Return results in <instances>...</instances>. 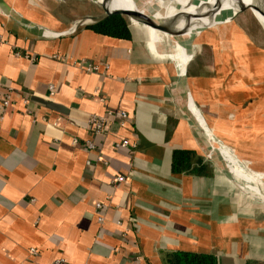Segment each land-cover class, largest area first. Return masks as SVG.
I'll use <instances>...</instances> for the list:
<instances>
[{
  "label": "crops",
  "instance_id": "0c3cea01",
  "mask_svg": "<svg viewBox=\"0 0 264 264\" xmlns=\"http://www.w3.org/2000/svg\"><path fill=\"white\" fill-rule=\"evenodd\" d=\"M0 1L22 18L0 4V102L5 87L14 93L0 117V264H171L175 251L212 254L217 264L264 261V202L201 151L177 102L175 63L146 31L130 27L131 38L119 39L86 26L50 37L38 29L68 24L44 2ZM215 4L195 2L203 16L190 33L233 15L219 4L216 18L204 17ZM215 51L206 60L193 51L184 78L197 113L222 137V121L264 115V49H248L253 57L243 47ZM197 56L214 78L190 77ZM200 80L235 90L234 101L223 93L220 100L237 105L233 114L200 98ZM17 94L28 96L27 105ZM109 111L131 120L94 134L91 115ZM121 138L133 152L114 146ZM118 175L125 181L115 183Z\"/></svg>",
  "mask_w": 264,
  "mask_h": 264
},
{
  "label": "rangeland",
  "instance_id": "374dc122",
  "mask_svg": "<svg viewBox=\"0 0 264 264\" xmlns=\"http://www.w3.org/2000/svg\"><path fill=\"white\" fill-rule=\"evenodd\" d=\"M8 1V0H7ZM164 4H175L177 2V0H163ZM188 0H184L182 1V3L175 9L173 10V13L180 9V8H184L186 2ZM199 2L200 0H195L194 3H192V6L195 5V2ZM20 4L25 5L26 2L25 0H20ZM36 2V0H35ZM238 3L236 2L235 5H237ZM124 7V6H123ZM189 8L185 7L183 13H187L189 12L190 6H188ZM83 12L86 11V8H82V9H73L72 11H69L71 13H67L65 12V16L69 19V20H76L78 19L81 14V11ZM2 13V12H1ZM254 16L259 20V22L263 25L262 20L260 18V16H257L256 12H253ZM183 15V14H182ZM239 21L247 26L249 28V32L251 33V40L249 39L248 42L247 40H244L242 38H239L236 40V47H243L244 49V55H246L245 53H248V49H250L251 47H253L255 50L256 49H264V30L261 28V26L259 24H257L256 20L249 14H243L240 15L239 17ZM40 25V24H39ZM264 27V25H263ZM191 34H195V33H190V31H187L185 33V38L186 40H188L189 36ZM163 43L166 44H171L168 41H164ZM187 43V41H186ZM233 46V47H235ZM188 48L185 47V63L188 62L190 60V58L193 55V51L187 50ZM228 48H221L219 49V51L222 50H226ZM247 52H246V50ZM217 51H215V49H202L200 51H195V53H199L201 57H204L205 60L208 59V56L210 57V55H212L213 53H215ZM250 53V54H249ZM247 55H251V57H253V55H255L256 53L253 51V54L251 52H249ZM195 60L193 62V64L190 67V77L194 78V77H198V76H206L208 79L210 78H214L215 74L214 71H208L206 69V71H204V64L198 60L199 56H197L196 58L194 57ZM254 62L257 63V61L255 60ZM229 63V61H228ZM185 65V64H184ZM183 65V66H184ZM231 64L229 63L228 65L225 64L226 70H227V74H226V78H229L232 75V71H231ZM260 69H262L260 66H258ZM230 71V72H228ZM256 71V70H255ZM184 73V72H183ZM205 77V78H206ZM199 84V85H198ZM198 84H195V90H199L197 92V94L199 93L200 98L203 96L207 101H208V105H210V108H212L213 111H215V108H221L222 111H225V113L227 111V113L229 114H233L234 110L236 109L237 105L234 103L232 104L231 101H234V92L235 90H233L232 88H228L229 86H225L222 88H218L214 85L211 84H207L206 81L200 80V82ZM226 88V90H225ZM228 89L231 92H228ZM225 90V91H224ZM196 92V91H195ZM222 93L224 95L225 98L231 100L229 103H223L221 102V98H222ZM195 107L198 110H201V105L198 104L197 99H195ZM205 102V101H204ZM207 105V106H208ZM236 105V107L234 106ZM212 112V111H211ZM239 111H236V113H238ZM261 111H250L248 112L247 115L243 114L240 115V113L236 116L233 117V120H229L226 119L227 121H222L221 122V135L222 137H220V135L218 136L217 133L215 131L212 130V128L210 126L207 125L206 123V119L204 117H202V121L204 122L206 128L209 130L208 131V137H210L211 141L216 143L217 145H219L220 148H225L228 153L231 155V157L233 159H235L236 161L238 160H242L244 162L242 163V167L249 166V164L253 165L251 167V169H254L256 171V173L262 171L264 172V162L261 161L263 159L264 156V115L263 113H260ZM213 117L215 115L211 114ZM216 117V116H215ZM219 140V141H218ZM225 142V143H224ZM235 143L237 145H235ZM249 147H253L256 148L255 150L252 148V150L250 151ZM243 157H245L244 159H255L256 161L254 162H247L246 160H243ZM240 162V161H239ZM246 162V163H245ZM228 164H230L229 162H227ZM245 168V167H244ZM250 168V167H249ZM261 173V172H260ZM242 188V187H241ZM246 193H248L244 188H242ZM264 192V191H263Z\"/></svg>",
  "mask_w": 264,
  "mask_h": 264
},
{
  "label": "water",
  "instance_id": "95a60500",
  "mask_svg": "<svg viewBox=\"0 0 264 264\" xmlns=\"http://www.w3.org/2000/svg\"><path fill=\"white\" fill-rule=\"evenodd\" d=\"M42 1L49 7V13H56L60 20L67 22L68 28L62 31H52L45 30L44 35L50 37H63L73 34L77 29L81 27H86L94 23H98L104 20H108L112 17L119 16L123 19L128 27H136L146 31L149 36H152V30L157 33L158 38L161 41H168L171 44L173 43V39H176L177 42L183 47H187L190 51H200L202 49H223L229 48L236 45V40L242 38L244 40H251V33L249 32V28L243 25L239 21V16L243 14L251 15L264 30L263 25L259 22V20L252 13L253 10L264 15L263 8L261 7L262 3L264 4V0H254V4L245 5L241 0H236L239 9L238 11L227 17L226 19L215 20L213 24L201 26L196 30L195 34H191L188 40L183 39V41H187V43H183L181 40L182 34L186 31L184 29L178 30L175 29L172 25V19L166 22H155L149 15L140 12L138 9L131 10H110L107 6V3L110 0H103L102 2H98L97 0H36ZM86 8L87 10L82 12L79 15L80 17L76 20H69L64 14L65 12L71 13L73 9H82ZM219 3L215 4L212 7L208 8V11L205 13L204 17H214L216 14L220 13ZM185 15V19L187 23H192L191 21L200 19L202 16L198 13L196 14H187ZM174 15L173 17H176ZM216 18V17H215ZM188 62L183 66V72L185 74L186 66Z\"/></svg>",
  "mask_w": 264,
  "mask_h": 264
},
{
  "label": "bare ground",
  "instance_id": "6f19581e",
  "mask_svg": "<svg viewBox=\"0 0 264 264\" xmlns=\"http://www.w3.org/2000/svg\"><path fill=\"white\" fill-rule=\"evenodd\" d=\"M102 1L103 0H100L98 2H102ZM182 1L184 0H177L175 4L168 5V4H164L163 0H121L122 6H115L113 4V0H110L107 3V6L110 10L138 9L140 12L149 15L157 23L160 22L167 23L170 20V18L171 19L173 18L171 21L173 27L178 30L184 29L187 32L192 30L198 23L196 20L191 21L192 23H187V20L184 18L185 15H182L185 7L187 8H189L188 6L192 7L190 8L189 12H187V14L198 13L201 16H203V13H201L199 9L195 10L194 6H192V3H194L195 0H188L184 8H180L173 13V10H175L182 3ZM213 1L216 4L219 3L220 5H224L225 8L231 11L232 14H235L239 9V5L238 4L235 5V3L237 2L236 0H213ZM241 1L245 5L254 4V0H241ZM0 4L14 18L22 22V18L16 15L14 11L3 5L1 1ZM261 7H264L263 3ZM262 10L264 12V8ZM253 12H256L257 16L258 15L260 16L262 23L264 25V15H262L261 13L255 10H253L252 13ZM174 15L177 16L173 17ZM44 31H45L44 29L39 28L37 32L44 33ZM185 33L182 34L183 38H181L182 39L181 41L183 43H186V41H183V39L186 40ZM158 37L159 36L157 35V33L152 30V36H150L151 46L152 45L156 46L157 49L163 52H167V54L169 55L168 57H170L175 63V66L179 73L178 74L179 80L175 87L177 102L179 106L182 108V110H185V112L192 118V123L193 126L195 127L197 143L201 151L205 155H207L212 161H214V163L217 164L222 170L228 173L233 179L241 181L244 184L241 187L244 188L250 196L256 197L264 202V192L259 190V184L261 183L262 179L264 180L263 174L256 173L255 171L251 172L246 170L244 167L241 166L242 165L241 162H239L238 160L236 161L231 157L230 155L231 153L229 154L225 148L218 147L217 144L212 142L210 137H208L209 130L206 128L204 122L201 119V116L196 111L194 103H192L191 101L187 89L186 79L184 78L183 65L187 63V62L185 63V47L181 46L180 45L181 43L177 42L176 39H173L174 44L161 43ZM227 162H229L230 164H228Z\"/></svg>",
  "mask_w": 264,
  "mask_h": 264
},
{
  "label": "built area",
  "instance_id": "2783aa9c",
  "mask_svg": "<svg viewBox=\"0 0 264 264\" xmlns=\"http://www.w3.org/2000/svg\"><path fill=\"white\" fill-rule=\"evenodd\" d=\"M1 40V38H0ZM13 88L10 86L5 87L4 89V93L3 96L1 98V114L0 117H2L4 110L10 106L13 102ZM48 89V95L49 96H53L55 91H54V87L49 84L47 86ZM18 98L21 100L22 104L27 105V103L29 102V98L26 95H22V94H17ZM30 112V111H28ZM116 120L119 124V126H124L126 123L130 122L131 120V116L126 113L125 111H118V112H106L104 115H97V114H93L91 115L90 119H89V124H90V128L92 130V132L94 134H103V135H107L109 133L108 127H107V123L110 121H114ZM73 142L75 143L76 140L74 139ZM86 149L88 150H93L94 149V144L92 141H87L86 142ZM114 146L116 148L119 147H123V148H128L129 152H133L134 149V143L129 141L126 138H121L119 140H117L114 143ZM126 179L125 176L123 175H118L115 179L114 182L115 183H121L124 182ZM97 207H100V204H97ZM100 219V218H99Z\"/></svg>",
  "mask_w": 264,
  "mask_h": 264
},
{
  "label": "trees",
  "instance_id": "16d2710c",
  "mask_svg": "<svg viewBox=\"0 0 264 264\" xmlns=\"http://www.w3.org/2000/svg\"><path fill=\"white\" fill-rule=\"evenodd\" d=\"M87 27L92 31H94L95 33L110 36L113 38H119V39L131 38V31L127 23L119 16H115L108 20L91 24ZM169 262L171 264H217V259L214 255L207 253L175 251L170 256ZM248 264H264V261L263 262L253 261Z\"/></svg>",
  "mask_w": 264,
  "mask_h": 264
}]
</instances>
